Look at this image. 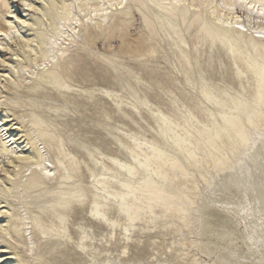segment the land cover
I'll list each match as a JSON object with an SVG mask.
<instances>
[{
	"label": "bare ground",
	"instance_id": "obj_1",
	"mask_svg": "<svg viewBox=\"0 0 264 264\" xmlns=\"http://www.w3.org/2000/svg\"><path fill=\"white\" fill-rule=\"evenodd\" d=\"M0 106V264H264V0H0Z\"/></svg>",
	"mask_w": 264,
	"mask_h": 264
},
{
	"label": "rangeland",
	"instance_id": "obj_2",
	"mask_svg": "<svg viewBox=\"0 0 264 264\" xmlns=\"http://www.w3.org/2000/svg\"><path fill=\"white\" fill-rule=\"evenodd\" d=\"M19 4H20V3H18V2L14 3V5H17V7L20 8ZM18 13L21 15L20 9H18ZM241 14H242V13H241ZM241 14H240V15H241ZM242 15H243V17L245 16V14H242ZM21 16H22V15H21ZM135 25H137V23H136ZM146 72H149V71H148V70H145L144 74H145ZM96 84L101 85L102 82H101L100 80H97V81H96ZM4 115H5V114H4V107H3V106H0V116H4ZM128 124H129L130 128H134V129H136L135 126H133L132 123H131L130 121H128ZM114 125H115V126H118V124H114ZM141 133H142V135L146 136L147 138H151V136H152V133H151V132H146V133L141 132ZM12 134L15 135V134H16V131H14ZM103 147H104V146L102 145L100 148L103 149ZM106 149H107V150H112V152H114V150H115V145H109L108 147H106ZM242 219H243V218H242ZM240 223H241L240 228H242V230L244 231L245 228H246V227H245V224L242 223V220H241ZM247 226H248V229H249V230L252 229L251 225H247ZM249 227H250V228H249ZM242 230H241V231H242ZM250 231H251V230H250ZM244 234H245V235H248V231L245 230ZM187 237H188V239H190V236H189V235H187ZM169 238H170V237H166V238H164V239H169ZM143 239H148V238H147V236H144ZM161 239H163V238H161ZM129 257H130V260H131L132 262H136L139 258H141L142 261H144V262H147V261H148L146 256H138V254L133 255L132 252L130 253V256H129ZM203 259L205 260V262L208 263V258H207L206 256H204Z\"/></svg>",
	"mask_w": 264,
	"mask_h": 264
},
{
	"label": "snow or ice",
	"instance_id": "obj_3",
	"mask_svg": "<svg viewBox=\"0 0 264 264\" xmlns=\"http://www.w3.org/2000/svg\"><path fill=\"white\" fill-rule=\"evenodd\" d=\"M25 7H31L30 5H28V4H25Z\"/></svg>",
	"mask_w": 264,
	"mask_h": 264
}]
</instances>
